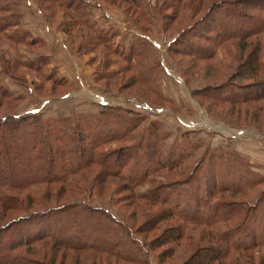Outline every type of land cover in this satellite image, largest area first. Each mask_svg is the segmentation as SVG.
<instances>
[{
	"label": "rangeland",
	"instance_id": "374dc122",
	"mask_svg": "<svg viewBox=\"0 0 264 264\" xmlns=\"http://www.w3.org/2000/svg\"><path fill=\"white\" fill-rule=\"evenodd\" d=\"M222 1L88 0L90 21L110 37L108 49L80 23L71 25L74 16L66 7L52 0H16L12 13L18 25L26 18L35 19L42 30L50 26L53 57H60L82 81L79 78L72 87L67 77L50 69L44 41L16 25L9 33L28 32L29 36L27 43H15L0 35V85L13 95L5 101L0 97V117L41 114L63 120L84 114L99 122L105 118L102 113L117 111V122L101 123L107 132L120 134L130 125L137 128L108 148H134L142 166L148 164L144 145L152 138V125L159 123L162 154L186 150L192 156L176 169L156 171L152 181L139 186V192L144 196L160 190L182 192L193 200L200 195L210 201L204 203L206 211L218 201L258 207L260 211L253 213L254 238L260 240L264 237V94L254 86L259 79L245 74L249 59L256 54L264 58V35L231 40L204 57H198L196 47L189 44L192 40L196 46L214 47L205 37L212 33L205 17ZM132 53L134 59L126 60ZM47 58L40 72L36 65ZM58 79L63 80L57 83ZM230 85L243 88L235 92L242 99L223 98L231 94ZM240 177L250 182L247 187L229 191L230 182ZM219 179L227 188L210 195L207 187L214 189ZM13 195L30 211L74 202L108 211L146 244L145 258L150 260L146 264H264V245L232 248L222 261L200 263L214 247L225 245L217 235L233 229L236 221L207 227L171 216L164 204L136 197L100 165L89 166L67 182L39 184ZM24 213L0 209V225ZM18 251L40 264H139L93 250L56 246L49 239L21 245Z\"/></svg>",
	"mask_w": 264,
	"mask_h": 264
},
{
	"label": "trees",
	"instance_id": "16d2710c",
	"mask_svg": "<svg viewBox=\"0 0 264 264\" xmlns=\"http://www.w3.org/2000/svg\"><path fill=\"white\" fill-rule=\"evenodd\" d=\"M15 1L0 0V35L15 43H27L28 32L9 33L19 23L12 13ZM52 1L73 13L74 20L71 25L80 23L92 33L97 42L109 49L108 33L95 27L90 21L88 0ZM205 18L210 20L211 25H208L210 28L207 30L210 29L209 32H212L208 35V31H205L207 33L205 37L214 47L196 46V43L190 40L189 44L196 47L198 57L199 55L204 57L208 51H214L218 46L227 44L231 40L264 35V0H224L211 8ZM132 48H135V44ZM130 55L125 59L128 61L134 59L135 55L133 53ZM48 61L47 58L42 63H38L36 69L43 71ZM33 65L34 63L29 64L30 67ZM247 66L249 73L245 76L259 79L254 86L260 87L261 93L264 94V58L256 54L248 60ZM136 78L142 79V75H136ZM58 80L57 83L63 79ZM250 88L252 87L246 90ZM228 89L231 94L223 96L224 99L231 101L242 99L235 92L243 88L230 85ZM0 97L5 101L13 98V95L0 85ZM246 97L245 94L243 99ZM102 114L105 117L102 122H92L84 114L63 120L43 118L41 114L0 117V209L25 211L13 221L0 225V264H40L19 252L18 248L42 239H49L55 242L56 246L62 245L64 248L74 250H93L124 261L139 264L150 262L145 258L146 244L136 238V233L124 220L108 211L88 204L79 206L78 202L30 211L18 197L13 195L15 191L30 189L39 184L67 182L91 165H100L106 174L122 180L136 197H146L164 204L171 216L191 223L204 224L207 227L215 223L236 221L237 225L233 229L217 235L225 245L214 247L211 255L200 263L222 261L228 250L232 248L248 250L264 245V237L260 240L254 238L257 228L253 213L254 210L260 211L258 207H243L218 201L206 211L205 205L210 201L209 199L206 200L207 202L204 201L200 195L193 200L192 196L185 197V193L174 191L160 190L157 195L148 196L141 194L139 186L144 182L152 181L151 176L156 171L176 169L180 162L187 160L192 154L186 150L172 151L165 157L162 154L163 147L158 146L160 141L158 123L152 125V138L144 145L145 151H148V162L146 161L148 164L142 166L140 163L142 157L134 148L125 147L120 151L108 148L110 143L126 137V134L137 126L130 125L120 134H110L101 123L105 120L109 124L117 122L120 113L111 111ZM107 115L113 118V121H107L110 120ZM119 121L125 124L122 119ZM190 180L188 179V182ZM223 182L217 180L214 189L207 187V192L211 195L218 190L224 191L227 187H224ZM199 183L200 189L202 182ZM249 183L247 178L240 177L235 183L230 182L228 190L233 193L241 192ZM261 202H264V198ZM190 207L193 209L191 210Z\"/></svg>",
	"mask_w": 264,
	"mask_h": 264
},
{
	"label": "crops",
	"instance_id": "0c3cea01",
	"mask_svg": "<svg viewBox=\"0 0 264 264\" xmlns=\"http://www.w3.org/2000/svg\"><path fill=\"white\" fill-rule=\"evenodd\" d=\"M39 23L34 19V20H28V19H23V22L18 25L19 28H22V30L25 31H30L33 33L35 36L40 37L44 41V47L47 49V52L50 54V63H49V68H55L59 76H65L68 78L70 85L73 87L74 85L79 82V75H75L60 59V57H53L54 51L52 50V44H51V29L50 26L44 27L42 30L41 27L38 25ZM51 37V38H50ZM49 49V50H48ZM82 81V79L80 78ZM82 85V84H81ZM72 95V92L67 94L66 96Z\"/></svg>",
	"mask_w": 264,
	"mask_h": 264
}]
</instances>
